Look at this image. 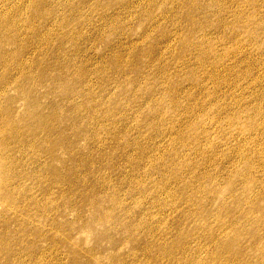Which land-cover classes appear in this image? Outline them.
<instances>
[{"label":"rangeland","instance_id":"obj_1","mask_svg":"<svg viewBox=\"0 0 264 264\" xmlns=\"http://www.w3.org/2000/svg\"><path fill=\"white\" fill-rule=\"evenodd\" d=\"M0 264H264V0H0Z\"/></svg>","mask_w":264,"mask_h":264}]
</instances>
